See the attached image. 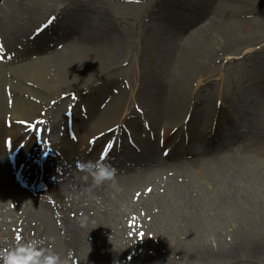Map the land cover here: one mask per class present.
Here are the masks:
<instances>
[{"label":"bare ground","instance_id":"bare-ground-1","mask_svg":"<svg viewBox=\"0 0 264 264\" xmlns=\"http://www.w3.org/2000/svg\"><path fill=\"white\" fill-rule=\"evenodd\" d=\"M254 7L264 9V0H169L163 10L171 13L174 21L160 26V38L155 41L162 38L165 42L162 66L172 74V80L165 89L149 86L152 94L148 98L140 91L135 95L150 118L148 133L141 123L145 113L130 121H126L130 114L123 117L127 126L120 124L119 128L125 126L129 130L124 136L128 142L134 141L136 150L133 145H127L130 155L121 153L118 157L111 156L107 150L106 157L101 159L104 144L100 142L115 140L114 132L108 131L119 124L116 102L127 93L113 91L101 110L92 106L95 109L82 112V120L72 109L71 127L82 131L83 140L92 147L83 155L79 146L75 142L68 144L63 135V123L65 130L68 123H54L45 116L49 123L44 126L41 113L60 104L62 95L82 96L81 89L91 87L89 83L95 85L97 78L104 77L117 61L105 50L104 44L110 37L107 31L99 36L102 26L109 24L105 3L101 0H0V171L5 178L10 177L11 164H14L20 168L19 180L31 192L40 189H45L41 194L47 192L45 204L33 210L26 205V200L13 198L8 186L0 187V223L8 228V233H0V257L12 250L24 253L30 249H39L37 257L55 252L64 264H191V260L210 261L218 257L236 262L244 256L230 249L211 248L209 244L177 241L181 233L192 235L205 222H210L208 225L224 223L237 215L227 210L236 193L230 183L219 193L214 190L207 193L212 197L207 200L194 194L184 174L165 167L167 173L149 180L133 195L127 193V205L116 216V201L108 199L91 176L89 181L86 172L81 173L80 179L78 170L81 164L97 158L110 164L114 172L117 165L132 171L134 166L152 161L151 155L157 154L159 140L168 144L169 131L183 123L184 107L191 108L197 100L211 109L212 94L201 91L211 79L207 72L211 69L213 73L215 65L221 59H229L226 55L236 48L264 36V19L251 18L254 12H246ZM185 10L195 11L196 23L191 22ZM172 38H175L173 44ZM111 58L114 60L110 64ZM217 94L223 103L220 92ZM201 130L198 141L207 133L202 127ZM150 134L152 141L148 138ZM40 136L51 137L48 156L51 158L44 161L42 169L38 162L29 165L31 160L40 161ZM213 138L216 139H209L207 146L197 152L194 138L190 137L193 161L214 151L231 150L235 142L230 137L215 135ZM168 145H171L169 153L165 154L164 149L161 153L174 161L173 154L181 146L174 141ZM255 146H264V143ZM56 149L66 157L52 158ZM8 154L14 155L9 164ZM228 168L214 173L213 178L223 177L226 181L227 176L229 181H235V172ZM71 181L84 190V198L71 199L65 192L62 184ZM251 234L252 231L241 232L244 241L239 246L251 252L250 259H254V254L256 259L261 246L253 248L245 240ZM169 235L176 240L174 245L164 243ZM161 243L167 247L161 248ZM198 262L204 264L202 260Z\"/></svg>","mask_w":264,"mask_h":264},{"label":"rangeland","instance_id":"rangeland-1","mask_svg":"<svg viewBox=\"0 0 264 264\" xmlns=\"http://www.w3.org/2000/svg\"><path fill=\"white\" fill-rule=\"evenodd\" d=\"M101 1L108 8L109 24L105 27L102 26L99 36L101 37L107 31L110 37H108L107 44H104L105 50L114 55L117 61L113 62V58L108 59L110 64L111 61L114 63V66L104 77L97 78L95 85L89 83L93 88L84 86L81 89L82 96L80 94L75 96L73 93L62 95L60 104H56L54 108H51L45 114L43 111L41 117L44 119V126L46 124L48 126L49 122L47 123V120L49 119L54 123L58 121L68 123L66 130L63 123V135L67 138L68 144L75 142L83 155L86 153L87 147H92L83 140L82 131L80 132L78 129L71 127L73 121L72 109H75L74 113L79 114L80 117L82 112L85 113L95 109L92 106L101 110L111 98L113 91L127 93L116 102V115L119 116V124L111 127L108 131L109 133L114 132L116 138L113 136V139L115 140L109 141V143L108 140L100 142L102 145L104 144L101 146V152L104 153L109 150L112 153L111 156L116 154V157H118L121 153L130 155L129 147L131 145L136 150L134 141L128 142L124 136V133H130L129 130L125 126L119 128L120 124L127 126L126 121L145 113L146 118L143 116L142 127L145 131L148 130L147 133L151 127L146 109L143 108L141 102L135 99L136 93L140 91L148 98L149 94H152L149 86L154 89H165L172 80V74L165 71L162 66L165 42L162 38L159 42L155 40L160 38L158 36L159 31L162 30L160 26L168 25L174 21V18L171 13L163 10V7L168 5L169 0ZM194 5H197V3ZM253 9L246 11L247 13H255L250 15L251 18L264 19V14H261L264 13V9L259 7ZM184 12L189 14L192 23H196L197 15L194 10H185ZM96 34H99L98 31H96ZM46 38L48 39V37ZM174 42L175 38H172L171 43ZM226 56H229V59L223 61L221 59L212 69L214 70L213 73L211 69L207 72L211 79L207 80L201 88L202 92L208 91L212 94V110L195 100L191 104V108H183L184 120L179 128L169 131L166 136L168 144H172L174 141V144L177 143L181 146V149L173 154L174 161L168 160V156L164 157L161 153L163 149L164 152L169 153L171 145L163 144L159 140L157 154L151 155V162L153 163L150 161L144 162L142 166H134L133 170L129 172L117 165L113 177L101 184L100 187L108 199L116 201L117 216L127 205L126 194L133 195L137 188H141L143 185L145 187L149 180L167 173L165 167H169L172 172L184 174L187 177L185 179L189 184L188 187L194 194H198L202 198L205 196L207 200L212 198L207 196V193L212 190L219 193L220 189H224L230 183L234 186L233 189L236 193L231 206L227 210L235 212L237 215L231 216L224 223L215 224L211 222L208 225L210 222H205L201 227L193 228L195 233H192V235L181 233L177 241L184 244H190L189 242L209 244L212 246L211 248L230 249L244 254L236 262H230L228 258L222 257L210 261L201 258L200 260L204 264H264V146H255L258 143H264V36L251 44L236 48L232 54ZM94 72H97V70ZM218 92H220L223 103L220 102ZM126 113L130 116L126 121H122ZM45 116L48 117L47 120ZM79 119L84 118L81 116ZM201 127L207 133L203 135L205 138L202 136V139L198 141ZM68 130L72 133L70 136ZM215 135L224 139L234 138L235 142L231 146V150L214 151V154L205 156L200 160H196V162L193 161V149L189 146L190 137L194 138L193 142L196 144L197 152H200L202 148L207 146L209 139H216L213 138ZM48 137L50 138V136ZM148 138L150 141L153 140L151 134ZM241 140L242 142H239ZM39 142L44 147L47 142L49 143V139L40 136ZM109 145H111L110 148ZM253 147L255 148L252 150ZM56 153L62 155L63 152L58 151ZM63 156L66 157V154L63 153ZM10 157H14V155L8 154V164ZM31 163L32 161L29 162V165ZM107 165L110 166V164ZM225 167H229L228 170L235 172L234 174L237 176L235 181H229L230 178H227V176L226 181L223 177L219 180L213 178L214 173L226 171ZM19 169L16 165H12L11 175L6 178L0 171V187L2 185L8 186L13 198L20 199L22 202L26 200V205H30L31 209L35 210L37 206L41 207L42 204H45L47 192L41 194L45 192V189H42L33 193L26 190L24 184H18L17 180L12 177L14 174L18 177ZM185 171L189 173H185ZM78 173L80 179H82L80 175L83 170L81 168ZM88 176L90 177V175ZM89 181H91V177ZM62 186L71 199L84 198V190L72 181L68 184H62ZM78 193L81 194L79 197L77 196ZM98 206H96V209H98ZM176 224L179 223L176 222ZM243 227L246 228L243 229ZM244 230L252 231V234L246 237L245 240H249L253 248L261 246L256 259L255 254L254 259H250L251 252L239 246V243L244 241L240 235ZM2 231L8 233V228L0 223V233ZM170 236L167 237L164 243L174 245L176 240L170 239ZM165 247L167 246L161 243V248ZM200 260L198 259V261ZM191 261V264L200 263L194 260Z\"/></svg>","mask_w":264,"mask_h":264},{"label":"clouds","instance_id":"clouds-1","mask_svg":"<svg viewBox=\"0 0 264 264\" xmlns=\"http://www.w3.org/2000/svg\"><path fill=\"white\" fill-rule=\"evenodd\" d=\"M81 170L90 175L96 185H101L111 179L114 169L103 162H87L79 166ZM87 179V176H85ZM39 249L28 250L24 253H15L14 250L0 257V264H64L55 252H46L37 257Z\"/></svg>","mask_w":264,"mask_h":264},{"label":"snow or ice","instance_id":"snow-or-ice-1","mask_svg":"<svg viewBox=\"0 0 264 264\" xmlns=\"http://www.w3.org/2000/svg\"><path fill=\"white\" fill-rule=\"evenodd\" d=\"M108 147L110 148L111 145H109ZM105 157H106V152L101 154V159H104ZM149 191H150V190H149ZM18 239H19V237H18Z\"/></svg>","mask_w":264,"mask_h":264}]
</instances>
